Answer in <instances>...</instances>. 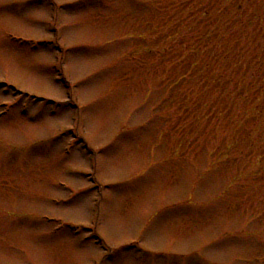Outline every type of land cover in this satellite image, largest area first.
I'll list each match as a JSON object with an SVG mask.
<instances>
[{
	"label": "rangeland",
	"instance_id": "1",
	"mask_svg": "<svg viewBox=\"0 0 264 264\" xmlns=\"http://www.w3.org/2000/svg\"><path fill=\"white\" fill-rule=\"evenodd\" d=\"M181 2L0 0V215L14 221L0 232V264H26L17 249L31 264H185L195 250L202 264H264V168L248 146L264 142V117L244 120L228 84L199 85L197 64L187 74L206 50L182 49L206 21H186ZM254 2L264 26V0ZM250 37L242 51L260 52L264 68V41ZM125 126L144 132L109 155ZM154 161L164 166L153 183L126 193L127 178ZM208 176L201 193L197 177ZM222 194L211 212L190 211ZM169 208L180 214L146 238ZM243 231L246 242L205 251Z\"/></svg>",
	"mask_w": 264,
	"mask_h": 264
},
{
	"label": "trees",
	"instance_id": "2",
	"mask_svg": "<svg viewBox=\"0 0 264 264\" xmlns=\"http://www.w3.org/2000/svg\"><path fill=\"white\" fill-rule=\"evenodd\" d=\"M249 1L251 4L247 1L243 3V0H219V2L217 0H207L206 2L203 0H182L181 4L186 2L185 7L189 9V12L180 13L183 18L187 19L186 21L196 19L200 13L206 15L202 16L206 21L205 26L198 29V34H195L190 42L184 44L182 50L186 52L187 50L205 49L206 58L204 54L199 61H203L207 65L203 66V63L200 64V62L194 63L187 74L190 75L192 69H196L195 65L197 64L196 72L199 75L196 78L199 85L202 86L203 81L210 80L214 85L220 84L225 89V84H228V93H235L243 103V108L240 107L238 113H243L244 120L247 121L249 118L254 120L264 117V68L259 66L262 60L261 54L256 51L255 54L246 55L242 51V48L250 41L251 34L257 35V38L264 41V26L261 24L263 19L260 13L254 11V0ZM233 2L237 4L233 6ZM247 5L252 6L250 12V7L248 8ZM213 10L214 14L211 15ZM222 22L226 25L223 29H221ZM229 26L231 30H228ZM234 27L238 29L235 30ZM193 29L194 27L191 28V32ZM252 29L254 30L252 31ZM253 43L255 44V42ZM207 46H211L210 52L207 51ZM257 50L259 51L258 48ZM185 55L186 53H182L180 60ZM245 71L248 76L244 74ZM187 74L182 76L185 78ZM225 107L227 106H221L214 110L213 118L222 115ZM262 123H264L263 120ZM258 131L262 135L264 126ZM248 146L252 148V151L255 150L254 156L257 158V164L261 165L260 167L263 169L264 142L257 145L248 143Z\"/></svg>",
	"mask_w": 264,
	"mask_h": 264
},
{
	"label": "snow or ice",
	"instance_id": "3",
	"mask_svg": "<svg viewBox=\"0 0 264 264\" xmlns=\"http://www.w3.org/2000/svg\"><path fill=\"white\" fill-rule=\"evenodd\" d=\"M136 4L139 6L143 3V0H135ZM108 51L107 48L101 47L96 49V54L103 55ZM115 71V66L107 67L103 70L97 72L96 76L93 77L91 81L88 83L91 85H98L102 83L107 76L112 72ZM111 100L110 95H103L96 104L92 105L90 110L91 111H99L103 108ZM144 132L143 128L140 127H128L125 126L121 130V134L116 138V140L111 143L109 148L106 150L109 155L118 153L122 151L124 148L135 144ZM164 166L163 162L154 161L151 165L145 168L143 171H138L133 175L127 178V185L125 186L124 191L126 193H135L140 190L145 189L149 185H151L158 175L160 169ZM197 188L201 193L207 192L211 187V177H197ZM227 194H222L221 197H216L211 200H204L201 201V206L198 208L191 209L190 211L193 213H208L214 210L215 208L219 207L222 203L224 198H226ZM192 203H196L193 201ZM180 214L176 209H165L158 217L152 219L151 223L149 224L148 231L145 234L146 238L150 235L158 233L162 226L169 220L170 217ZM13 219L7 216L0 215V232H2L6 227L13 223ZM252 234L246 231L243 232H230L225 234L224 236L217 237L213 240L208 241V247L205 251L210 249H226L230 247L235 237L239 236L244 239L241 242H246V238L251 236ZM37 239H41L39 234H37ZM2 241H0V247H2ZM19 255L25 260L26 264H31V257L27 254L26 251L21 249L16 250ZM202 257L203 253L199 250H195L194 254H191L186 257L185 264H202ZM243 264V262H240Z\"/></svg>",
	"mask_w": 264,
	"mask_h": 264
}]
</instances>
